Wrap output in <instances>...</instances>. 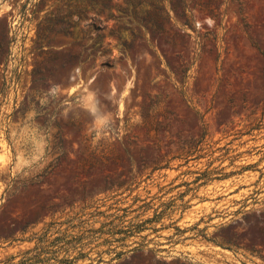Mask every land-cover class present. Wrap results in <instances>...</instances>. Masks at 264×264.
Returning <instances> with one entry per match:
<instances>
[{
    "label": "rangeland",
    "instance_id": "obj_1",
    "mask_svg": "<svg viewBox=\"0 0 264 264\" xmlns=\"http://www.w3.org/2000/svg\"><path fill=\"white\" fill-rule=\"evenodd\" d=\"M140 1L0 0V264H264V0Z\"/></svg>",
    "mask_w": 264,
    "mask_h": 264
},
{
    "label": "trees",
    "instance_id": "obj_2",
    "mask_svg": "<svg viewBox=\"0 0 264 264\" xmlns=\"http://www.w3.org/2000/svg\"><path fill=\"white\" fill-rule=\"evenodd\" d=\"M144 0H141L140 2H142ZM172 7L174 8V4H171ZM153 6L156 8V12L158 17H162V18H169L167 9H166V5L164 3L161 4V2L159 3V0H155V3H153ZM148 24L150 26L151 29H154V27L156 26V23L154 21H150L148 20Z\"/></svg>",
    "mask_w": 264,
    "mask_h": 264
}]
</instances>
